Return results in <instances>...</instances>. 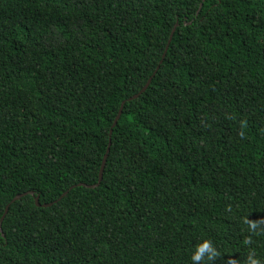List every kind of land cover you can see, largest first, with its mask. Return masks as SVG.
<instances>
[{
	"label": "trees",
	"instance_id": "16d2710c",
	"mask_svg": "<svg viewBox=\"0 0 264 264\" xmlns=\"http://www.w3.org/2000/svg\"><path fill=\"white\" fill-rule=\"evenodd\" d=\"M8 207L0 264H264V0H0Z\"/></svg>",
	"mask_w": 264,
	"mask_h": 264
},
{
	"label": "water",
	"instance_id": "95a60500",
	"mask_svg": "<svg viewBox=\"0 0 264 264\" xmlns=\"http://www.w3.org/2000/svg\"><path fill=\"white\" fill-rule=\"evenodd\" d=\"M201 8H202V7H201ZM201 8H200V10H201ZM177 27H178V26H176V28H177ZM176 28L174 29V31H173V33H172V35H171V38H170V41H169V45H170V43H171L172 40H173L174 34H175V32H176ZM169 45L167 46L166 53H165L164 56H163V61H164V59L166 58V54H167V51H168V49H169ZM163 61L161 62V64L163 63ZM151 82H152V78L148 81V84H147V85L145 86V88L140 92V94L134 96V97L131 98L129 101H133V100L137 99L140 95H142L143 93H145V92L147 91L148 87L150 86ZM124 105H125V103H123V105H122V107H121V110H120V112H119V114H118V116H117V118H116V120H115V123H114V125H113V128H112V131H111L110 135H112V133H113V129L116 127V125L118 124V121L120 120V118H121V116H122L123 109H124ZM110 147H111V143H110V145H109V148H108L107 154H106V156L104 157V161H103L102 168H101V171H100V176H99V183H98L97 186H93V187H91V188H96V187H98V186L101 184V182L103 181L104 170H105L106 163H107V160H108V155H109V153H110ZM80 186H85V185H80ZM27 195L34 196V193H29V194H25V195H22V196H18V197H16V198L14 199L13 203L16 202V201H18V200H20L21 198H23V197H25V196H27ZM36 205H37L38 207H41V205H40V203H39V198H38V197L36 198ZM51 206H52V205H45V206H43V207H44V208H48V207H51ZM8 210H9V207L6 209V213H5V215L3 216L2 220H1V224H0V235L3 233V230H2V224H3V221H4V219H5V217H6L7 213H8Z\"/></svg>",
	"mask_w": 264,
	"mask_h": 264
},
{
	"label": "clouds",
	"instance_id": "9594fccd",
	"mask_svg": "<svg viewBox=\"0 0 264 264\" xmlns=\"http://www.w3.org/2000/svg\"><path fill=\"white\" fill-rule=\"evenodd\" d=\"M253 227L255 226L253 225ZM205 255L207 256L208 260L215 258L217 255L210 241H205L203 244L198 246L196 252L192 256V260L194 262L201 261L202 257ZM248 264H260V261L256 258H253L252 256H249Z\"/></svg>",
	"mask_w": 264,
	"mask_h": 264
}]
</instances>
